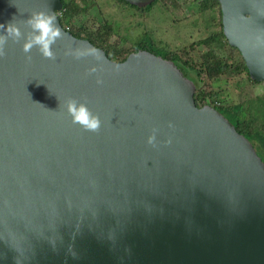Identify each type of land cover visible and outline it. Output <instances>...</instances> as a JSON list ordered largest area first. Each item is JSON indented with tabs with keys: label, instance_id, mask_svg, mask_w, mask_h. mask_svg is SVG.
Masks as SVG:
<instances>
[{
	"label": "water",
	"instance_id": "water-1",
	"mask_svg": "<svg viewBox=\"0 0 264 264\" xmlns=\"http://www.w3.org/2000/svg\"><path fill=\"white\" fill-rule=\"evenodd\" d=\"M219 2L230 45L264 81V0ZM62 9L0 0V24L23 34L0 58V264H264V160L250 139L197 105L176 62L148 50L114 60L65 29ZM37 11L64 33L54 60L22 50ZM69 97L99 132L72 123Z\"/></svg>",
	"mask_w": 264,
	"mask_h": 264
},
{
	"label": "trees",
	"instance_id": "trees-1",
	"mask_svg": "<svg viewBox=\"0 0 264 264\" xmlns=\"http://www.w3.org/2000/svg\"><path fill=\"white\" fill-rule=\"evenodd\" d=\"M111 1L115 4L118 10L122 9V5L126 4L134 10L144 11L145 14L147 13L146 10L153 8L156 4L164 3L163 6L167 5L168 7L172 6L169 3L173 4L175 7L180 5L178 0H154L151 4L144 7L133 5L126 0ZM167 1H169V3H167ZM186 1L198 2L200 8L199 13L207 14L210 12L213 24L214 22L218 24V29L213 31L210 36L193 44L191 43L189 47H208L206 51H203L200 55L194 57H192L193 52L186 48L188 46H182V48L179 49H167L157 45L153 39L151 31H146L136 44L121 40V36L114 39L113 37L116 33L113 21L115 19L102 17L103 22L96 30L93 27H88L84 24H75L74 22H76L79 17L88 16L91 10L97 9L99 11V6L101 5H99L97 0H62L63 9L60 12L59 17L65 29L72 32L76 37L89 39L96 46L104 49L107 55L114 60L121 62L124 61L130 53L139 50H148L176 62L188 77L189 72L187 71V68H189L190 71L195 72L197 77L191 78L197 85L194 95L197 105L202 107L206 104H210L228 117L236 126L237 130L250 139L259 155L264 160V123L263 125H260L257 119L259 114H262L264 117V96L256 98L257 103L255 100H252L250 101L251 103L246 101L243 103L226 105L217 99L219 96L218 92H206L203 90L205 86L200 87L199 83V79L202 83L205 80H217L231 70L234 72L239 70L240 73L238 74H241L242 77H244L242 72H245L247 78L255 83H259V81L251 78L242 53L238 48L230 45L224 34L222 9L219 0ZM94 14L96 15V13Z\"/></svg>",
	"mask_w": 264,
	"mask_h": 264
},
{
	"label": "rangeland",
	"instance_id": "rangeland-1",
	"mask_svg": "<svg viewBox=\"0 0 264 264\" xmlns=\"http://www.w3.org/2000/svg\"><path fill=\"white\" fill-rule=\"evenodd\" d=\"M97 1L101 5L99 11L93 9L88 16H81L74 23L84 24L96 30L103 22L102 17L115 19L113 25L116 35L113 38L117 39L121 36V40L133 44H136L146 31H151L157 45L167 49H179L182 46H188L186 48L193 52L192 57H194L206 51L208 47H189L191 43L210 36L213 31L218 29V24L212 22L210 12L207 14L199 13L198 2L178 0L180 5L175 7L167 1L172 6L169 5L170 7H168L166 4L163 6L164 3L156 4L153 8L146 10L147 13L145 14L144 11L134 10L126 4L118 10L111 0L108 2L107 0ZM187 71L190 78L197 77L195 72L190 71L189 68ZM238 73H240L239 70L236 72L231 70L217 80H205L203 83L199 79L200 87L205 86L203 90L206 92H218L217 99L226 105L252 100L257 103L256 98L264 96V81L255 83L247 78L245 72H242L244 77ZM257 119L258 123L263 125V115L259 114Z\"/></svg>",
	"mask_w": 264,
	"mask_h": 264
},
{
	"label": "clouds",
	"instance_id": "clouds-1",
	"mask_svg": "<svg viewBox=\"0 0 264 264\" xmlns=\"http://www.w3.org/2000/svg\"><path fill=\"white\" fill-rule=\"evenodd\" d=\"M28 27L32 30L29 34L26 42L22 46V50L25 54H28L35 47L41 56L45 59L54 60L55 53L52 50V45L56 43L57 40L63 39L64 33L57 23V17L55 13H48L45 11L33 12L29 19L24 21ZM0 30H3L4 35H0V58L6 56L5 44L9 38L13 39L15 42H19L22 38V32L20 27L13 21L9 22L7 26L0 24ZM93 52L94 50H90ZM69 55H74L75 58L79 59L81 53L79 52H69ZM31 60V56L26 57ZM99 58V57H97ZM89 74L96 73L97 68L93 67L88 70ZM97 84H102L103 80L97 77ZM65 108L68 116L71 117L72 123L79 125L82 129L88 132H99L101 128V120L99 115L94 114L87 106L86 101L82 102L76 98L69 97L65 101ZM169 127H173L171 122ZM157 132L158 129L153 128L152 134L148 137L147 143L156 146L157 143ZM166 143H171V139L167 140Z\"/></svg>",
	"mask_w": 264,
	"mask_h": 264
}]
</instances>
